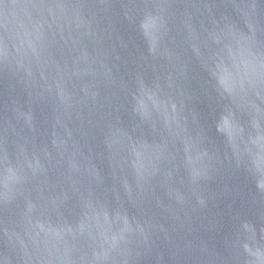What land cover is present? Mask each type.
I'll return each instance as SVG.
<instances>
[{
  "label": "water",
  "instance_id": "95a60500",
  "mask_svg": "<svg viewBox=\"0 0 264 264\" xmlns=\"http://www.w3.org/2000/svg\"><path fill=\"white\" fill-rule=\"evenodd\" d=\"M218 54L245 87L223 135L264 129V0H0V264L264 249V162H223L215 129Z\"/></svg>",
  "mask_w": 264,
  "mask_h": 264
},
{
  "label": "clouds",
  "instance_id": "9594fccd",
  "mask_svg": "<svg viewBox=\"0 0 264 264\" xmlns=\"http://www.w3.org/2000/svg\"><path fill=\"white\" fill-rule=\"evenodd\" d=\"M229 55L231 56V49L229 48ZM222 65L223 58L218 54L214 58V67H211L207 71L208 83L212 90L215 92L217 101L219 103V112L215 120L216 132L223 135V123L225 121L236 122V113L233 110V105L236 106L237 96L241 95L245 91L244 78L240 75L236 68L235 61L232 65V78L234 87L231 90H227L222 87ZM251 127L254 130V134L249 133L245 135V129L238 127L235 136L230 139H226V151L223 156V162L231 165L234 163L236 168L244 167L250 162H264V129L261 128L260 122L257 119H253ZM230 152V156H229ZM235 157V159H233ZM142 231V230H137ZM133 232L129 230L128 233L122 237H106L103 241L104 245L108 249V252L115 250L119 244L127 243L128 236ZM249 252L250 257H254L248 260V264H264V249H259L256 253H250L247 247L244 248L243 253ZM51 256V253H49ZM106 255L105 258H107ZM55 260H60L61 257L55 256ZM51 264V261H47Z\"/></svg>",
  "mask_w": 264,
  "mask_h": 264
}]
</instances>
